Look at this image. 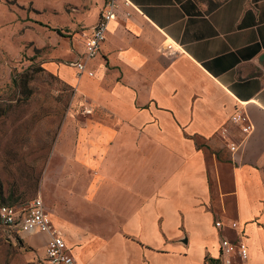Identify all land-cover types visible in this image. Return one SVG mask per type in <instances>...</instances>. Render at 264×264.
<instances>
[{"label": "crops", "instance_id": "crops-1", "mask_svg": "<svg viewBox=\"0 0 264 264\" xmlns=\"http://www.w3.org/2000/svg\"><path fill=\"white\" fill-rule=\"evenodd\" d=\"M128 1L92 76L45 64L93 111L70 114L40 186L73 264H211L239 234L264 264V0ZM83 50L77 32L59 56ZM6 231L45 264L46 233Z\"/></svg>", "mask_w": 264, "mask_h": 264}, {"label": "rangeland", "instance_id": "rangeland-1", "mask_svg": "<svg viewBox=\"0 0 264 264\" xmlns=\"http://www.w3.org/2000/svg\"><path fill=\"white\" fill-rule=\"evenodd\" d=\"M92 8L90 0H0V204L42 196L60 131L70 114L81 116L73 89L45 64H69L61 47L72 49L75 33L93 26ZM6 232L0 226V264L40 263Z\"/></svg>", "mask_w": 264, "mask_h": 264}, {"label": "built area", "instance_id": "built-area-1", "mask_svg": "<svg viewBox=\"0 0 264 264\" xmlns=\"http://www.w3.org/2000/svg\"><path fill=\"white\" fill-rule=\"evenodd\" d=\"M121 4L128 6L130 2L128 0H104L97 22L88 30L80 33L83 40V53L78 59L69 62V65L75 69L77 78H80L84 73L93 75V71L87 68V64L99 53L100 47L106 39L108 24L116 17ZM126 14L129 15V13ZM168 48L171 47L168 46ZM92 112L91 107L84 106L81 115ZM232 121L242 123L241 131L244 134H248L252 130V125L242 112H235ZM231 150H234V146H231ZM215 225L224 227L220 221L215 222ZM0 226L16 234L46 233L49 238L45 247V264H73V257L64 237L61 231L54 226L51 215L45 209L40 195L25 203L0 204ZM228 227L235 229L237 224L235 221H231ZM219 251L218 264H245L248 259L247 246L243 242L241 234L233 239L222 238L219 243Z\"/></svg>", "mask_w": 264, "mask_h": 264}, {"label": "trees", "instance_id": "trees-1", "mask_svg": "<svg viewBox=\"0 0 264 264\" xmlns=\"http://www.w3.org/2000/svg\"><path fill=\"white\" fill-rule=\"evenodd\" d=\"M211 261V264H218V260L217 259H215V260H210Z\"/></svg>", "mask_w": 264, "mask_h": 264}]
</instances>
